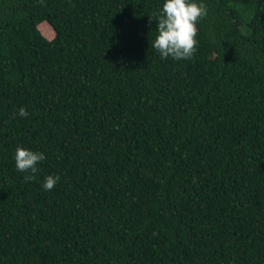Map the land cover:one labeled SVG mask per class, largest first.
Instances as JSON below:
<instances>
[{"label": "trees", "instance_id": "1", "mask_svg": "<svg viewBox=\"0 0 264 264\" xmlns=\"http://www.w3.org/2000/svg\"><path fill=\"white\" fill-rule=\"evenodd\" d=\"M196 2L177 61L164 0H0V264H264V0Z\"/></svg>", "mask_w": 264, "mask_h": 264}, {"label": "clouds", "instance_id": "2", "mask_svg": "<svg viewBox=\"0 0 264 264\" xmlns=\"http://www.w3.org/2000/svg\"><path fill=\"white\" fill-rule=\"evenodd\" d=\"M207 15L206 5L196 0H164L162 10L155 14L157 22L152 47L159 53L161 59L171 57L174 60H188L196 52L198 34L196 25ZM152 18H150L151 20ZM20 117L27 116V110L21 107L17 113ZM46 156L18 146L14 153V163L17 171L32 173L25 175V181H32L39 172L37 165L44 161ZM58 176H46L43 187L52 190L58 182Z\"/></svg>", "mask_w": 264, "mask_h": 264}]
</instances>
